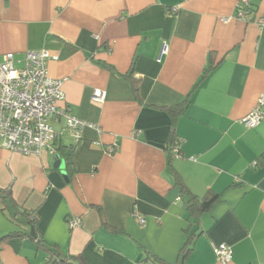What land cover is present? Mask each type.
Instances as JSON below:
<instances>
[{
    "label": "crops",
    "instance_id": "crops-1",
    "mask_svg": "<svg viewBox=\"0 0 264 264\" xmlns=\"http://www.w3.org/2000/svg\"><path fill=\"white\" fill-rule=\"evenodd\" d=\"M241 1L0 0V54L47 50L49 75L66 78L61 105L90 124L77 141L56 119L54 152L0 146V187L35 211L49 243L88 264H151L148 252L174 263L198 229L184 264H224L219 244L233 250L227 264H264V118L244 121L264 95V0H248L250 20L237 15ZM185 99L171 154L166 108ZM62 145L75 147L73 170ZM178 177L199 197L218 195L199 220ZM16 228L0 210V238ZM46 262L31 238L0 244V264Z\"/></svg>",
    "mask_w": 264,
    "mask_h": 264
},
{
    "label": "built area",
    "instance_id": "built-area-1",
    "mask_svg": "<svg viewBox=\"0 0 264 264\" xmlns=\"http://www.w3.org/2000/svg\"><path fill=\"white\" fill-rule=\"evenodd\" d=\"M249 1L242 0L237 9L238 17L250 20ZM257 22L264 24V17ZM163 44L159 57L167 52ZM53 56L47 50L28 51L23 59L14 53L0 54V146L24 155H41L45 150L56 151L55 143L60 132L54 121L63 118L65 129L79 140L82 128L89 123L69 114L61 105L66 100L63 84L66 78H53L48 73V61ZM57 59V57H54ZM106 92L95 90L92 99L101 102ZM264 118V95L258 98L255 108L244 118L246 124L257 126ZM115 149V146L112 150ZM179 155L178 150H175ZM137 215V214H136ZM140 222L145 219L140 216ZM70 226L81 225L79 218H71ZM224 264L233 258V250L226 244L214 248Z\"/></svg>",
    "mask_w": 264,
    "mask_h": 264
},
{
    "label": "trees",
    "instance_id": "trees-1",
    "mask_svg": "<svg viewBox=\"0 0 264 264\" xmlns=\"http://www.w3.org/2000/svg\"><path fill=\"white\" fill-rule=\"evenodd\" d=\"M251 11V9H250ZM132 83L133 90L136 94H138V84L137 80L133 78V72L125 76ZM189 103V99H185L183 102L167 107L166 109L170 113L172 117V134L171 139L168 145V151L173 154L174 152V141L175 132H174V124L178 115L185 112ZM74 146H64L62 145L59 148V151L62 155L66 156L68 160V165L70 170H73V158H74ZM258 160L260 162H264V152L259 156ZM177 185L180 188L181 197H188L187 201V209L189 211L190 216H194L196 220H199L200 216L210 209L215 201L218 199V195L216 194H207L204 197H199L193 194L187 186L182 182L179 177L177 178ZM0 210L6 214V216L12 221L17 228L10 232L7 235H4L0 238V244L4 241H8L12 238H31L36 243L39 249L43 250L47 254V262L46 264H88L86 258L83 254L71 255L65 252L62 248L57 245L49 243L39 232L37 229V217L35 215L34 210H30L23 205H20L15 200L12 190L10 188H2L0 187ZM34 230L35 235H32L31 231ZM197 230L191 231L187 230L188 235L183 247L180 249L179 258L174 263H169L159 257L156 254L151 252L147 253L146 261L151 264H184L185 260L191 253L193 249V243L198 235Z\"/></svg>",
    "mask_w": 264,
    "mask_h": 264
},
{
    "label": "water",
    "instance_id": "water-1",
    "mask_svg": "<svg viewBox=\"0 0 264 264\" xmlns=\"http://www.w3.org/2000/svg\"><path fill=\"white\" fill-rule=\"evenodd\" d=\"M61 165V160H57V162L55 163V166L59 167ZM32 235H35L34 230L31 231Z\"/></svg>",
    "mask_w": 264,
    "mask_h": 264
}]
</instances>
